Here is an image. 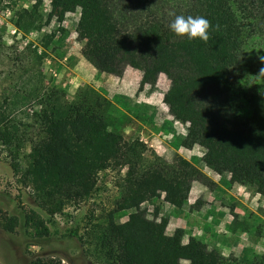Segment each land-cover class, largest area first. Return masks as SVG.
I'll return each instance as SVG.
<instances>
[{
	"label": "trees",
	"instance_id": "16d2710c",
	"mask_svg": "<svg viewBox=\"0 0 264 264\" xmlns=\"http://www.w3.org/2000/svg\"><path fill=\"white\" fill-rule=\"evenodd\" d=\"M0 1L15 5L18 0ZM75 11L85 60L99 73L122 76L127 66L140 70L139 90L144 85L155 90L165 75L169 86L163 102L174 119L188 123L175 145L204 147V165L264 197V0H51L49 16L60 25ZM177 14L206 17L208 40L174 35L168 24ZM43 20L40 0L15 7L11 16L17 29L30 33ZM57 30L64 28L42 34L44 51L59 50ZM44 51L33 49V58L40 62ZM42 75L30 74L0 94V145L14 154L10 166L19 183L33 188L42 210L54 216L87 200L99 174L118 169V195L90 222L83 240L102 264H242L201 236L190 235L184 243L183 227L166 232L162 194L182 208L193 181L215 184L206 174L182 155L172 163L159 158L143 164L147 146L126 138L128 115L110 98L82 84L68 99L64 86L45 84ZM32 103L38 110H25ZM26 143L29 152H23ZM21 153L23 167L17 159ZM146 202L154 203L152 219ZM238 217L233 215L230 231L261 229ZM25 223L36 236L48 234L44 218L33 209L25 212ZM18 224V216L0 211L2 229L13 232ZM30 264L61 261L36 257ZM251 264H264V255L255 254Z\"/></svg>",
	"mask_w": 264,
	"mask_h": 264
},
{
	"label": "rangeland",
	"instance_id": "374dc122",
	"mask_svg": "<svg viewBox=\"0 0 264 264\" xmlns=\"http://www.w3.org/2000/svg\"><path fill=\"white\" fill-rule=\"evenodd\" d=\"M30 1L35 3L37 0H18L15 5L0 1V94L6 86L19 85L30 74L35 73L38 76L40 72L43 74L45 84L62 85L66 89L69 88L70 83L77 87L90 84L102 93L107 92L106 86L110 91L108 77L102 78L100 74H93V66L81 54L84 42L78 38L76 30L79 12H67L59 25L56 16H49L51 0H40L44 13L41 28L31 33L24 32L13 25L11 16L15 7L29 4ZM58 26L64 28L63 31L57 30L56 40H58L57 45L60 46L59 50L44 51L40 45L42 34L56 30ZM35 48H38L39 53L44 51L40 62L33 58L32 50ZM159 78L161 90L166 91L169 80L165 75ZM68 90V99H71L75 92L71 93ZM123 106L131 115L140 118L134 106L130 104V100L125 99ZM25 110L36 112L38 106L32 103L30 106H25ZM125 113L129 118L124 126L126 138H139L147 146L142 155L143 164L150 165L159 158L172 163L176 154L167 151L158 152L155 147L148 145L149 143L144 141L138 131L131 128L130 125L134 120L130 114ZM163 144L168 148L167 144ZM173 144H176V138ZM194 146L197 155L193 161L199 164L205 148L198 144ZM29 150L30 144L26 143L23 152ZM12 157L14 154L0 145V211L8 215H16L19 219V224L13 232L0 226V264H30L36 257L56 258L61 264H102L83 240L86 235L85 229L90 222L111 207L117 197L115 183L118 180L119 170L108 168L101 172L90 198L79 204H69L61 213L50 216L38 206L33 188L18 182V176L10 166ZM17 159L23 167L25 160L22 153ZM226 174H220L223 175L220 179L223 186L211 185L209 189L212 194L207 198L187 202L183 209L175 208L163 200L164 194H162L159 202L161 214L169 217V223L171 220L169 230H166L167 234H172L177 227H183L186 232L184 243L188 242L190 235H198L211 248L219 247L225 256L233 254L242 264H251L255 254L264 255V197L241 183H230V175L227 178ZM144 206L148 210V218L152 219L154 203L146 202ZM30 209L44 218L48 229L47 235L36 236L32 229H28L25 212ZM235 213L239 214L238 218L245 217L254 225L261 226V229L251 233L241 230L230 231L229 225ZM126 219L127 215L121 217L122 221ZM180 264H189V261L182 260Z\"/></svg>",
	"mask_w": 264,
	"mask_h": 264
},
{
	"label": "crops",
	"instance_id": "0c3cea01",
	"mask_svg": "<svg viewBox=\"0 0 264 264\" xmlns=\"http://www.w3.org/2000/svg\"><path fill=\"white\" fill-rule=\"evenodd\" d=\"M92 70V73L95 75L100 74L102 78L105 76L108 77L110 91L106 86L107 92L103 94H105L121 110L127 112L128 114L130 113L123 106V103L125 99L130 100V104L134 106L140 117L137 118L130 114L134 120V123L130 126L132 129L138 131L144 141L149 143L148 145L155 147L158 152L167 151L176 155H182V157L192 162L204 174H206L215 183V185L223 186L220 182L223 175L213 171L201 161L199 164L193 161L197 155V149L195 146L185 147L184 145L176 146L173 144L174 138L186 135L187 123L185 124L175 120L169 113L167 105L163 102V93L165 91L161 90L158 82L155 90H151L149 85H144V87L139 90L138 88L142 72L131 66H127L125 68L122 76H116L104 72L99 73L94 67H92ZM161 75L159 77H161ZM74 85L75 84L70 83L69 88H67L71 93H74L78 88ZM163 143L167 144L168 148H166V145ZM162 145L165 148H162ZM225 177L229 178V174H226ZM212 193L213 192L210 191L207 185L195 180L192 182L190 193H188V203L196 201L198 198H207ZM170 224L171 220L167 226L168 230Z\"/></svg>",
	"mask_w": 264,
	"mask_h": 264
},
{
	"label": "clouds",
	"instance_id": "9594fccd",
	"mask_svg": "<svg viewBox=\"0 0 264 264\" xmlns=\"http://www.w3.org/2000/svg\"><path fill=\"white\" fill-rule=\"evenodd\" d=\"M209 27L208 19L202 15L177 14L168 24L169 30L178 37H186L188 40L198 38L205 42L208 40Z\"/></svg>",
	"mask_w": 264,
	"mask_h": 264
}]
</instances>
